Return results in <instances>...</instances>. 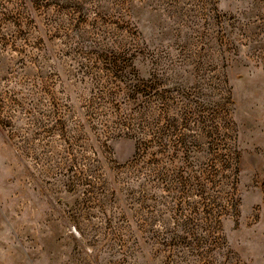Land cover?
<instances>
[{"label": "rangeland", "instance_id": "374dc122", "mask_svg": "<svg viewBox=\"0 0 264 264\" xmlns=\"http://www.w3.org/2000/svg\"><path fill=\"white\" fill-rule=\"evenodd\" d=\"M0 264H264V0H0Z\"/></svg>", "mask_w": 264, "mask_h": 264}]
</instances>
